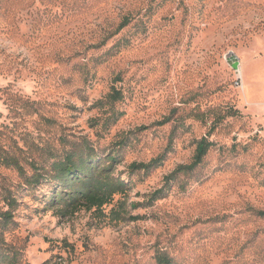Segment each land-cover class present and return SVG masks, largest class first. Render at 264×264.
Instances as JSON below:
<instances>
[{"label":"rangeland","instance_id":"obj_1","mask_svg":"<svg viewBox=\"0 0 264 264\" xmlns=\"http://www.w3.org/2000/svg\"><path fill=\"white\" fill-rule=\"evenodd\" d=\"M263 114L264 0H0L2 145L28 176L113 155L127 183L103 214H63L0 165V264H264Z\"/></svg>","mask_w":264,"mask_h":264},{"label":"trees","instance_id":"obj_2","mask_svg":"<svg viewBox=\"0 0 264 264\" xmlns=\"http://www.w3.org/2000/svg\"><path fill=\"white\" fill-rule=\"evenodd\" d=\"M128 23V19H124L117 30L123 29ZM117 91L109 96L110 99L118 97ZM101 104V102H98ZM6 136L0 132V165L4 168L15 169L19 175L25 179L27 187H33L42 184V181L50 185V196L46 197L47 202L55 207H60L63 214L74 213L77 210H94L103 214L104 208L112 203L116 195L125 193L127 183L120 177H116L113 173L116 157L107 156L105 159H98L91 155L88 151L80 154H68L60 160L51 163L50 169L44 173L34 170V174L28 176L21 164V155L16 153L13 148L6 149L2 144L3 140H7ZM212 144L206 139H202L197 143L193 160L188 165L177 167L170 175L164 179V186L156 190L150 197L151 201L164 198L166 194L165 186L170 185L177 176L187 174L194 171L203 161L205 155ZM20 151V149H19ZM163 158L158 157L148 163H132L128 166L130 173L142 171L145 174L155 170L162 165ZM11 208L17 204L16 198L7 195L2 198ZM114 213V212H113ZM256 215L264 219V211H259ZM5 219L11 217V213L3 214ZM118 215L115 219H120ZM3 260L11 264L16 262L13 255L4 254ZM158 264H170L165 258H158Z\"/></svg>","mask_w":264,"mask_h":264},{"label":"crops","instance_id":"obj_3","mask_svg":"<svg viewBox=\"0 0 264 264\" xmlns=\"http://www.w3.org/2000/svg\"><path fill=\"white\" fill-rule=\"evenodd\" d=\"M244 95V94H243ZM244 99V97H243ZM245 100V99H244ZM254 120H256L258 123H261L264 125V114L263 115H260V116H257V115H254L252 116Z\"/></svg>","mask_w":264,"mask_h":264},{"label":"water","instance_id":"obj_4","mask_svg":"<svg viewBox=\"0 0 264 264\" xmlns=\"http://www.w3.org/2000/svg\"><path fill=\"white\" fill-rule=\"evenodd\" d=\"M232 68H233V70L237 71L239 69V63L238 62H234L232 64Z\"/></svg>","mask_w":264,"mask_h":264},{"label":"built area","instance_id":"obj_5","mask_svg":"<svg viewBox=\"0 0 264 264\" xmlns=\"http://www.w3.org/2000/svg\"><path fill=\"white\" fill-rule=\"evenodd\" d=\"M240 78H237V80H236V86H237V88H241L242 89V86H241V80H239Z\"/></svg>","mask_w":264,"mask_h":264},{"label":"bare ground","instance_id":"obj_6","mask_svg":"<svg viewBox=\"0 0 264 264\" xmlns=\"http://www.w3.org/2000/svg\"><path fill=\"white\" fill-rule=\"evenodd\" d=\"M239 69H240V67H239ZM239 69H238V70H239Z\"/></svg>","mask_w":264,"mask_h":264}]
</instances>
